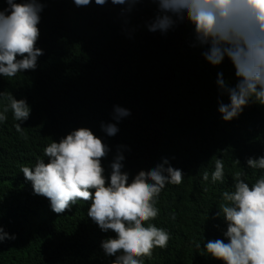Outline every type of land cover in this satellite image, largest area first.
<instances>
[{"label":"trees","instance_id":"1","mask_svg":"<svg viewBox=\"0 0 264 264\" xmlns=\"http://www.w3.org/2000/svg\"><path fill=\"white\" fill-rule=\"evenodd\" d=\"M40 2L35 46L42 54L36 69L0 77V91L25 98L31 109L23 135L15 130L11 111L0 123V225L16 236L0 243V264H111L100 241L114 234L102 233L87 217L89 202L78 201L58 215L19 172L21 165L44 158L43 147L51 140L78 127L90 128L109 146L101 158L105 175L118 145L126 146L123 170L130 179L162 157L184 174L180 184L165 185L159 194L152 223L168 231L169 241L143 264H222L194 243L222 238L226 225L214 213L223 203L221 193L231 190L233 174L241 172L250 184L261 174L245 161L264 154V106L251 104L223 121L217 102L226 103L227 97L218 94L216 74L234 84L233 65L227 57L210 65L201 55L204 49L191 46L187 23L165 34L149 32L150 0L124 16L122 6L111 3ZM4 6L0 0V9ZM6 103L0 97V110ZM113 105L130 115L107 136L99 125L111 121ZM217 158L225 179L213 185L201 177Z\"/></svg>","mask_w":264,"mask_h":264},{"label":"clouds","instance_id":"2","mask_svg":"<svg viewBox=\"0 0 264 264\" xmlns=\"http://www.w3.org/2000/svg\"><path fill=\"white\" fill-rule=\"evenodd\" d=\"M120 5L124 16L141 0H73L77 7L90 3ZM152 17L145 22L149 32L165 34L179 24L187 23L191 30V46H199L203 58L213 66L225 57L234 67L235 83L230 84L216 74L219 96L217 111L223 121L237 118L251 104L264 106V0H150ZM0 9V77L11 78L26 70H35L42 49L35 46L37 27L43 4L40 0H4ZM7 103L0 110V123L7 113L16 121L15 130L23 135L22 124L30 114L25 98L0 91ZM111 121L100 122L107 136L118 131L119 121L130 110L113 105ZM118 145L110 161L109 171L101 158L109 146L88 127H78L58 141L51 140L43 147V157L35 163L21 165L19 172L30 182L34 195L47 198L52 212L60 215L71 210L78 201L89 202L86 215L102 233H113L100 241V248L111 264H143L151 258L154 248H165L169 241L166 229L152 221L158 215L159 194L165 185H178L184 174L162 157L148 171L141 170L132 178L124 169L125 159ZM46 158V159H45ZM238 161V160H237ZM239 162V161H238ZM246 166L261 170L251 184L241 172L232 176L231 190L223 191V203L214 217H222L226 225L222 238L195 242V249L222 264H264V154L246 158ZM202 180L215 185L225 179L221 158L214 167L202 173ZM207 218V217H206ZM172 219L175 215L172 214ZM0 225V243L14 240Z\"/></svg>","mask_w":264,"mask_h":264}]
</instances>
